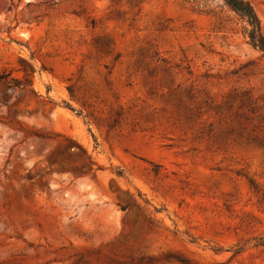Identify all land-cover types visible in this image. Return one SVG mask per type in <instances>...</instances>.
<instances>
[{
	"label": "rangeland",
	"instance_id": "obj_1",
	"mask_svg": "<svg viewBox=\"0 0 264 264\" xmlns=\"http://www.w3.org/2000/svg\"><path fill=\"white\" fill-rule=\"evenodd\" d=\"M244 28L223 0H0V264H264Z\"/></svg>",
	"mask_w": 264,
	"mask_h": 264
},
{
	"label": "trees",
	"instance_id": "obj_2",
	"mask_svg": "<svg viewBox=\"0 0 264 264\" xmlns=\"http://www.w3.org/2000/svg\"><path fill=\"white\" fill-rule=\"evenodd\" d=\"M245 23L244 34L248 43L264 55V35L260 20L254 9L246 0H223Z\"/></svg>",
	"mask_w": 264,
	"mask_h": 264
}]
</instances>
